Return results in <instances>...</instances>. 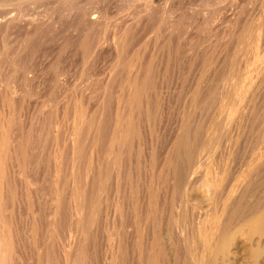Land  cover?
Returning a JSON list of instances; mask_svg holds the SVG:
<instances>
[{"label": "bare ground", "instance_id": "bare-ground-1", "mask_svg": "<svg viewBox=\"0 0 264 264\" xmlns=\"http://www.w3.org/2000/svg\"><path fill=\"white\" fill-rule=\"evenodd\" d=\"M0 1H1L0 9H2L4 11L10 10V14H11V11L16 12V13L11 14V15L15 16V14H16L18 17L17 18L15 17L16 18L15 21H17L19 23L22 21L21 17L25 16L26 10H29L30 8H32L30 10V12L35 11L33 9L37 10V8L39 6L41 8V4H42V7L45 10V12L49 9L50 6L52 9L57 7V9L53 10L54 12L56 10H59V11L61 10L60 15L59 14H58L59 16L56 15L61 20H63L64 18L65 19L68 18L67 15L69 17H75L74 16L75 13L73 16H71L73 14L72 12L75 11L77 18L79 15H81L84 19L82 22L79 21L80 24L79 23L78 24L81 25L82 27H80L81 29L77 28L80 31H78V33L75 35L74 40L71 43H67L68 42L67 37L69 35L68 29L71 27H69V26L66 27L67 25H63L65 28H67V31H65V30L64 31L68 33L67 37L65 36L66 39L64 38L65 43L63 41L64 39L62 40L64 43L63 46L60 47L61 45L58 43V45H60L59 49L61 50V53L59 52V54H60L59 56H60V58H63V62L65 64L69 63L71 61L70 58L72 56V53L74 51H76L77 46H79V49L81 51L79 49L78 50L81 53L77 55V57L75 59L76 62H78V61L81 62L80 60L83 59L84 62L87 61L88 64L89 63L94 64L95 62L100 60L101 56L104 57L106 55V57L109 59H111L114 56L115 57L114 59L117 60L116 65L119 69L118 70L116 68L119 71V75L118 74L115 76L110 75L104 81L100 80V83H98V85L100 84V85H103V87H104V91L102 90L103 93H101L99 95L96 94L98 97L97 98L95 97L97 99V101L101 100V101H99V105L97 104L98 107L96 106L97 108L95 109L96 116H98V117L100 116V117L98 119V117L96 118V117H94L95 116L94 115L93 116L94 119L91 121L92 123L90 122L91 124L89 125V128L87 126L85 129H84V124L83 123L80 124V122L79 123L73 122L74 123L73 126H71V125L68 126V124L65 123L66 122L65 118H63L62 116L61 117L59 116V114H58L59 109L63 108V106L65 105L62 102L59 105H57L58 106L57 109L54 107L56 110L51 109V111L49 110L48 113H44V111H46V110L42 109V106L44 104L39 106V107H41V108H39L37 102H32L33 100L30 101V99H29L28 103L26 101L27 105L25 104L26 108L24 110L23 109L24 104L22 103V100H23L22 97H21L22 99L21 98L19 99L20 100L19 103L16 100L17 99L16 97H12V96L10 97L9 96L10 98L8 97V99H6L5 97L1 98V99H3V101H4L3 103L5 105L2 108V110H0V264H26L28 259L26 261L24 260L25 262L23 261V259L25 257H27L25 247H29V246H27L28 243H27V245L25 244L26 241H23L21 234H20L21 230L19 229L20 226H24V225H19V224H20L21 219L26 214L29 215L28 217H30V219L32 220V223H33V224L30 223V226L32 228V230H31L32 236H31V234H29V235L32 238L33 237L36 238V233H37V235H39L41 237V244L43 243V245H44V248L42 247L43 249L38 253V259H36V260H39L37 262H39L40 264H56L55 263V261H56L55 260V256H56L55 255V253H56L55 252L56 251L55 250V246H56L55 244H58L57 241H59L60 245H62L61 246L62 249H60V251L64 253V254L62 253V255L66 256V253H67L66 250L67 249L65 247V244H63V242L70 240V243H71V241H72V239H66V238H68V237H66V234L68 233L70 228H73V227L79 228L80 225H81V227H85V226H83L85 219L87 220V224H88V222H92V221L95 222L94 226L91 224V226H93L92 228L90 226H88L91 228L88 231V233H85V231H84V234L86 235L85 238H87V242H86L87 243L86 244L87 245V249H86L87 251L85 252L86 254L81 251L82 253L85 254V256L84 257L82 256L81 259L79 258L76 260L77 255H76V257L74 256L73 258H75L76 261L71 259L70 262L74 261V263H71V264H165L164 261H162V259H164L163 256L165 255V250L167 248L171 249L173 251V254L171 253V255L173 257H175L176 260L181 257V256L180 257L178 256L180 252L184 251L186 253L187 256L184 258L188 259V261H183V262L181 261L182 264H264V145H262V147H259L258 149L254 148V153L253 154L251 153L252 155L250 154L252 157L251 156L249 157L248 156L249 154L247 155L249 157V160H246L247 156L245 154H243V155H245L244 160L243 159L240 160L241 157H239L238 154H237V156L239 158L238 157L237 158L232 157V154H233L231 152L232 150H229V148H228V146H230L231 143H234L233 140L240 141L239 137H240V135H242V129L244 130V127H245V124H243V121H244V118L248 114L247 113V110H248L247 105L250 103L249 101L251 99L256 100L257 98L260 99V98L264 97V88H262V85H261L262 83H264L263 82L264 81V0H258V1L257 0L256 1L255 0H137L135 2L138 3V1H141V3L139 6H138L139 3L138 4L136 3L137 6L133 10L134 14L131 13L132 14L131 16H133V15L137 16L138 15V16H140L139 20L134 24H130V23H128V20H127L128 18L126 17L127 19L123 21L124 26L122 25L124 28L120 32H118V30L122 27V26L121 27L119 26L120 28L117 30L119 35H118V33H114V34L119 36V37L117 36V38H119L118 39L119 41L115 42V39H113L115 42L116 48H112L111 47L112 44L110 47L109 46L106 47V45H104V42L103 43L100 42V44L101 43L102 44H101V47L99 48V50L97 52L95 51L96 48L94 49V46L96 45V43L98 42L99 39L96 41L97 38L95 39L96 36L94 35V33L91 36L90 40L82 41L79 43V41L81 40V37L83 35V31L85 32L86 25L88 27L89 24H92L91 26H93V24H94L95 25L94 29H96V25L98 26V24H101V22L98 19H96L97 17H95V16L91 17L90 16L91 10L89 8L91 6L90 7L88 6L89 8L88 7L86 8V5H84V2H88L91 5L95 4L96 8L98 6V8H103V10L106 9L104 7H107V10H108V7H111V8L115 7L116 9L118 8L117 11L119 10L120 12H122L128 5H132L131 4L132 2H129L132 0H17L19 3L13 4V5H11V4L7 5V2L5 3L4 0H0ZM8 1H10V0H8ZM126 1L129 2L130 4L129 3L127 4ZM253 1H255V3L261 2L258 4H260V10H262V14H263L262 17H260L261 19L257 18V19H259L258 22L256 21L257 19L255 20L257 22V25L259 27H261V29H259V31H261V32L259 33L260 41H259L258 47H256L257 49H255V47L251 45V47H254V50H253V48H251L249 45V47L252 49V50H250L249 47L245 45L248 48V50L246 49V52L248 51L247 52L248 57L251 59L253 57L255 63L252 64L251 66H249L247 70H245L247 68L246 64H245V67H246L245 69H244V66H241V65L244 64V62H245L244 59L247 60L248 58H243V62H240L241 63L240 66L243 68H241V67L240 68L244 69L247 72V73L241 72L243 74L244 73L246 74V75L244 74L245 77L243 75L244 78L241 79V77H240L241 80L238 79L239 81H237L236 79L238 77L235 79L234 76L231 75L230 78L233 77L237 82L232 84L231 81H228L229 79L228 80L226 79L228 82H231V84H232V85H229V88L227 87V85H228V82H227L226 83L227 85L224 84L225 87L223 90H221L222 92L219 91L220 92L219 93L218 91H216L215 88L213 89L219 93V94L217 93L218 95L214 96V97H216L215 98L216 102L215 101H213V102L214 103L218 102L221 106H220V111L217 110V113H218V111L220 112L217 114V116L220 114L218 116L219 121L215 120V122H212L210 120L211 113H213L212 112L213 110L211 109V107H213L212 105H214V107L218 109V106L216 107V105L212 104L213 103L212 102L211 107H209V104H208L206 107H201L203 109H201L199 112V109H200L199 108V102L200 103H201V101H203V103L206 102V101H204L205 98L202 96L206 93H209L208 92V87H210L209 83L211 81H214L215 79H217L219 77L222 79L221 76L225 75L224 74L225 71L223 72V70L221 68L216 69V67L214 66V68L212 69V67L210 66L211 61H212V63L215 61V64L217 62L216 61L217 59L215 60V58H217V57H215V55L216 56H219V55H217L215 53V51L216 52H222V50L219 51L220 46L218 47L219 49L217 48L218 50L216 49V46L214 48L213 45H215V44L212 43L213 48L211 47V49L212 50L214 49V50L213 51L211 50V52H210L211 54L208 55L209 57L207 56V60L208 61L210 60V63H209L210 65L206 64L207 66H210L212 70L209 69L210 67L209 68L206 67L208 70H211V72H209L207 70L210 74H208V77L206 76L207 77L206 80H204L205 77H200V75H199L200 73L198 74L199 70L204 69V68H201V69L197 68V67H199V63H198L199 57L197 58L196 55L198 56L199 53L196 55L193 54L196 57V58L195 57L194 58L197 59L196 60L197 62L191 58L194 61H191L192 65L189 64V67L190 66L196 67V72L194 73L193 76H190L191 69L189 67H187L190 69V73L188 76L189 78H187L186 80L183 79L188 74V73L187 74L185 73V67H184L185 64L184 63L186 61H188L189 59L185 60V62L183 63V67H181L182 66L181 60L184 57L187 58L186 56H193V55H189V51L193 52V49L191 48V46H192V42L194 40L191 42L189 40V38L191 37V38L196 39L198 36V33H201V36H203V34H206V33H202L203 29H205V28L207 29V27H210L209 29H211L209 31L210 33L208 32L210 34V36H209V34L205 35V36H209L208 37L209 38L208 43L213 42L212 39L216 38L217 33L222 29L221 26L223 24H224V26H226L227 24L229 25L231 22L234 23L233 28L231 30H229L230 34L233 32V29H239V28H236V26H240L241 22L245 20L244 14L246 11L244 12V10L246 8H248V5L250 3H252ZM52 2H54L57 5L52 6V4H50ZM123 2H125L127 5H124ZM121 3L123 5H121ZM195 4H196V6H197V4L200 6V7L198 6V8L208 7V9L211 10L210 7H213L216 9L215 10L213 9L214 11L211 10L212 14H210V12H208L209 10L207 8H205V9H207V11L203 8H202V11H200L196 8L195 10L198 11L197 13L190 15L189 14L190 12H189L188 14L190 16L187 14L186 17H184L185 15H183L184 12H183V14L179 13L182 10H185V7H187L189 5L195 6ZM134 5H133V7H134ZM241 6H243V7H241ZM35 7H37V8H35ZM240 7L242 9L241 10L242 14H239L237 16H232L237 11H238V13H240L239 9H237ZM93 8H94V6H93ZM130 9H131V6H130ZM234 9L237 11L235 12ZM189 10H190V8H189ZM193 10H194V8L191 11L193 12ZM203 10H205V11H203ZM227 10H231V12H232V10H234L235 13L234 12L230 13L232 15H231V18L229 17V20H228V18H225L224 20H222V21H226V19H227L228 20L227 24L224 22L222 24V21H221L222 14L225 13V11H227ZM260 10H259V13H261ZM131 11H132V9H131ZM3 12H2V14H0V16L3 15ZM247 12H248V10H247ZM55 13L53 15H55ZM70 13H72V14L69 15ZM106 13H107V11H106ZM180 14H182V15H180ZM228 14H229V11H228ZM247 15H249V14H247ZM125 16H127V15H125ZM226 16H229V15H225V17ZM251 16H252V14H251ZM223 17H224V15H223ZM248 18H249V16H248ZM53 19H54V17H53ZM133 19H135V17L131 19V22ZM252 19L254 21V18H252ZM252 19H251V21H252ZM80 20H81V18H80ZM246 21H247V19H246ZM248 21H250V20H248ZM248 21L247 22L244 21L245 24H242V25H244V27H246L245 25H247V24H248V26L252 25V22L250 21L249 22L250 24H249ZM47 22H46L47 25L46 24L45 25L48 28V25H50V24H48L49 22L48 23ZM52 22L53 21H51V23ZM60 22L61 21H58V23H55V24L52 23L54 26L52 25L53 28L51 29V27H50V31H48V32L43 33V31H45V30H43V28H41V26L46 27L45 25H43L45 22L43 24L40 22L42 25H40V23H38L39 27L36 25L37 27L35 29H31V27H32L31 26L28 30L25 31L26 35L29 36L31 34L32 37H34V38L36 37V40H37V37L40 35L39 34L40 29L43 30V31H41V42H40V38L38 40V42H40L39 44L36 41L37 42V45H36V42H35V51L37 52V49H38L37 53L41 54L43 52H46L45 54H47L48 51H46V49H48V46H50L49 44H51L49 41H51L53 39V37L55 39V36H57L59 33V28H60V33L62 32L60 26L63 22H61V23ZM71 22L68 21V23H70V24H71ZM3 23H5V22H3ZM217 23H218V26L215 27L214 25H217ZM9 24L10 23H8V26H9ZM11 24H12V22H11ZM26 24L27 23H25V25ZM74 24H75V22H74ZM18 25L19 24L16 25L15 30H17V28L20 29V26H18ZM22 25L24 26V24H22ZM103 25L104 24L102 23V26ZM117 25H119L118 22H117ZM228 25L226 26L227 31H228V29L231 28V27L229 28L230 25L229 26ZM213 26L215 27V29L213 28ZM248 26H247V28H245L246 32L249 28ZM252 26H253L252 30H254V25H252ZM258 26L256 28H259ZM76 27H77V25H76ZM76 27H75V29H76ZM84 27H85V29H84ZM98 27H100V25ZM102 28H104V26L101 27V30H102ZM112 28L113 27H111V29ZM240 28L243 29V26H241ZM7 29H6V31H9ZM9 29H11V28H9ZM94 29L92 30V32L94 31ZM115 29H117V27ZM154 29H155V31L153 32ZM101 30L98 29L96 31L98 32ZM214 30H215V32L213 33ZM226 30H224V31H226ZM64 31L62 33H64ZM70 31H71V29H70ZM151 31L154 33V36H152V37H154L153 47L151 49H153V50L157 49V54H158V50H159V52H161V54L157 55L158 57L156 55H154V57L156 56L155 61H154V59H152L151 61H149V60L145 61L144 56L146 53H143L144 56L142 54H139L140 52L137 53L138 48H137L136 53H135L137 55L134 57L136 64H132L130 60L129 61L127 60L128 62L124 61V58H128L127 56L130 55L129 54V49H130L129 47L135 46L134 44L138 43L141 40L139 37V34H138V39L136 38V36H137L136 34L139 32L140 33L142 32L143 34L144 33L150 34ZM242 31H244V30H242ZM255 31L256 30H254L253 32L255 33ZM259 31H257V33ZM12 32H13V30H12ZM114 32H116V31H114ZM246 32H244V33H246ZM249 32H250V30H249ZM86 33H85V35H86ZM98 33H96V34H98ZM12 34H10V35H12ZM15 34L17 35V33H15ZM15 34H13V35H15ZM72 34H74V33H72ZM111 34H110V36H111ZM196 34H197V36L192 37V35H196ZM240 34H242V32ZM240 34H238V35L240 36ZM26 35H25V38H26ZM64 35H65V33H64ZM246 35H247V33H246ZM249 35H250V37L252 36L251 34H249ZM6 36H7V34H6ZM23 36H24V34H23ZM97 36H99V35H97ZM141 36H143V35H141ZM231 36H233V35H230V37ZM235 36H236V34H235ZM92 37H93V39H92ZM250 37H248V38H250ZM252 37L250 39H252ZM102 38H103V36H102ZM133 38H136V39H133ZM208 38H206V39L204 38L205 41ZM11 39H12V37H11ZM29 39H27V40H29ZM82 39H84V38L82 37ZM144 39H146V38H144ZM233 39H234V37H233ZM245 39H243V41ZM257 39L259 40L258 37H257ZM69 40H70V38H69ZM230 40H232V38ZM235 40L237 41V38ZM22 41H23V39H22ZM32 41H34V40H32ZM59 41H60V39H59ZM149 41H151V40H149ZM205 41L203 40V42H205ZM251 41H249V43ZM48 42H49V44H48ZM55 42H57V41H55ZM233 42L231 41V44ZM245 42H246V40H245ZM253 42L251 44H253ZM29 43L32 44V42H30V41H29ZM126 43H128V45H126ZM196 43L197 42L195 41V44ZM205 43H203V44H205ZM234 43H233V46H234ZM24 44L25 43L23 41V45ZM33 44H34V42H33ZM108 44H110V43H108ZM197 44H199V43H197ZM228 44L230 45V42ZM26 45H27V42H26ZM52 45L50 47H52ZM255 45H256V42H255ZM31 46H33V45H31ZM21 47H26V48H23V51H24L23 55L24 56L27 55L28 54L27 53L28 52V48H27L28 46H21ZM21 47H20V49L22 50ZM54 47L55 48L57 47L56 43L52 49H55ZM95 47H97V46H95ZM113 47H114V45H113ZM207 47L208 46H206L205 48H207ZM230 47H232V45H230ZM237 47H239V46L237 45ZM88 48L90 49V51H91V49H94V51L89 53L90 51L88 52V50H89ZM160 48H161V51H160ZM239 48H242V47L240 46ZM194 49H197V47L195 48V46H194ZM227 49H228V46H227ZM227 49H225V51ZM21 50L19 51V53L21 52ZM29 50H31V48ZM33 51H34V48H33ZM140 51H141V49H140ZM142 51H144V50H142ZM196 51L194 50V52H196ZM55 52L56 51H54L53 54ZM244 52H243V50H242V52H240V53H242V54H240L242 57H243ZM154 54H156V53H154ZM166 54H167L166 58L168 57L167 60H169L170 58L172 60H174L173 61L174 66L171 64L172 63L171 59H170L171 60V63H170L171 66L168 65L169 67H172L171 71L169 70L168 66L165 64L166 61H164ZM223 54H224V52H223ZM225 54H226L225 60H227L229 57L228 54H230V53H225ZM31 55H32V53H31ZM31 55H30V57H31ZM199 55H201V54H199ZM206 55L207 54H204L205 57H206ZM244 55H245V53H244ZM50 56H51V53H50ZM148 56L152 57L153 53H152V55H148ZM148 56H146L147 59L150 58ZM220 56H222V55H220ZM90 57H93V58L90 60ZM205 57H203V58H205ZM21 58H23V57H21ZM72 58L74 61V57H72ZM222 58H221V60H222ZM28 59L29 58H27V60ZM104 59H102V60H104ZM128 59H130V58H128ZM207 60H206V62H207ZM221 60H219V62ZM248 60H250V59H248ZM21 61H23V60H21ZM123 61L126 63H124ZM135 61H134V63H135ZM250 61H249V63L247 62V65L252 63ZM15 62L13 61V62H9V63H15ZM129 62L134 66H131ZM188 62H187V64H188ZM220 63H219V65H220ZM222 63H224V62H222ZM240 63H238V64H240ZM65 64H63V66ZM167 64H168V61H167ZM215 64H213V65H215ZM24 65H26V63ZM219 65H218V67H219ZM225 65H227V63ZM18 67H20V66H17V68ZM21 67H23V66L21 65ZM236 67H237V69H235V68L234 69L236 71L237 70L239 71L238 66H236ZM17 68H15V69L17 70ZM225 68H227V67H225ZM0 70H2V69H0ZM12 70H14V67L12 68ZM226 70H229V69H226ZM232 70L233 69H231V71ZM187 71H189V70L187 69ZM207 71H206V74L208 73ZM126 72H128V74ZM203 72H201V74ZM237 72H236V74H237ZM109 73L112 74L111 72H109ZM125 73L127 74V76H124V77H126L127 83L123 84L122 87H119V84H121V82H123V78H124L123 75H126ZM241 73H239V74H241ZM105 75H107V74H105ZM170 75L172 76L171 78H174V79L175 78H177L178 80L183 79L181 81V85L183 84L184 86H188V87L194 86V90L192 91L193 95H191V98L189 99L188 111L186 110L188 112L187 115L185 114L186 113L185 110L183 111L184 114H182L183 112L181 113L180 109H178V108L175 110L171 109L172 96L170 94L169 87H170V82L172 81V79L169 81ZM225 78H227V77H225ZM225 78L223 76V79H225ZM234 79H232V80H234ZM101 81H103L102 84H101ZM219 81L222 82L223 80H219ZM220 84L222 87L223 83H220ZM211 85H212V83H211ZM96 86L97 85H95V88H96ZM212 86L213 87L214 86L220 87V85H217V83L215 85H212ZM219 87L217 90H219ZM44 88H43V90H44ZM62 89H64V88H61V84H60V88L55 87L50 91V93H48L47 91L46 92L52 96L55 91L56 92L58 91L60 94L62 92L61 91ZM211 89L212 88H210V90H209L210 92H211ZM11 92H12V90H11ZM11 92H10V94L13 95V93H11ZM122 93L126 94V96L124 95L125 100L122 97ZM48 94H45V96L46 95L50 96ZM213 94H214V92H213ZM91 95L89 97L88 89L86 91L81 92L83 104L79 100L77 102H80L81 106L84 105L85 109L82 110L81 108H83V107H80L81 112L77 111L80 113V115L78 113L79 118H77V119L84 120V118L89 116L90 110H92L93 114H94V110L92 107L95 106L96 104L95 103H93L94 105L91 104L92 103V101H90ZM54 96H56V94ZM61 96H63V95H61ZM204 96L207 97L206 95H204ZM56 97L58 98V96H56ZM201 97L204 98V100L202 99L200 101ZM210 97H212V96L210 95ZM45 98L48 99V97H45ZM51 98L53 99V97H51ZM47 99H45V100L47 101ZM263 99H261V100L264 101ZM42 100H44V99H42ZM49 100L51 102L55 101V100H51V99H49ZM49 100H48V102H49ZM206 100H207V98H206ZM67 101H68V99H67ZM97 101H96V103H97ZM254 102L255 101H253V103ZM259 103H261L260 105H262L263 102L260 101ZM40 104H42V103L40 102ZM61 104H62V106H60ZM256 104L258 105V103H256ZM45 105H47V104H45ZM257 105H255V106H257ZM17 106H20V107L17 108ZM200 106H204V105H200ZM249 108H250V105H249ZM252 108L254 110V107H252ZM257 109H258L257 112L260 114V111H259L260 108H257ZM261 110L263 111V109H261ZM193 112H194V114L191 115ZM255 113H256V111H255ZM249 114H251V113H249ZM90 115H91V113H90ZM214 115H216V114H214ZM254 115L255 114L253 113V116ZM93 117H91V118H93ZM248 117H249V115H248ZM248 117H246V118H248ZM255 117L257 118L256 115H255ZM95 118L97 120H100L99 124H95L96 123ZM251 118L252 117L250 116L249 119H251ZM213 119H214V117H213ZM245 122H246V119H245ZM178 123H180L179 139L177 138V141H176L177 144L175 142H173L176 146H174L173 144L171 145L172 147L174 146V148L176 147L177 149L174 153H173L174 150L172 151L171 156L167 154L169 157L165 154L168 157V160L170 159L169 161L170 162L172 161V164L169 162L170 163L169 169H168V167H166V170L168 169V172H166L167 173V181H166L167 184H165V186H163L162 185L163 184L162 183L163 178L161 176H159V175H161L162 172L160 174L158 173L159 175H157V171L159 172L160 170L157 169V163L158 162L156 163L155 158L156 157L162 158L165 147L167 148V146L169 145V143H168V141L170 139L169 137H171L172 132ZM223 124H225V126H226V128H224L223 131H224V134L226 136V137L225 136L224 137L227 140L225 142V145H222V144L219 145L220 149L218 150V149H216L218 146V142L216 140L221 135L218 133V129ZM243 125H244V127H243ZM250 125H252V123ZM251 129H252V127H251ZM248 130L245 129L244 131H248ZM45 131L47 134L46 138H51V139H56V140L58 139L59 141L63 142V144H64V146L61 147L62 149L64 147V150L62 153H58L59 155L57 154V156H55V153H53L54 157L48 156V160H46V162L48 163V166L50 164V169L48 171L50 174L49 178L52 177L50 179L51 183L49 185H47V186H49V189L46 191L42 188L44 186L41 185L42 176L40 179V177H39L40 175L38 174L39 170L37 171L38 163H40V161L43 160L44 154H46V151H47L46 150L47 146L50 145V144L45 145V143H47V141L46 140L43 141L45 138L42 139V134L45 133ZM220 131H222V129ZM253 131L254 130H252V132ZM244 133L247 134V132H244ZM68 134H71L75 137V139H74L72 136L74 141L75 140L76 141L75 142L73 141L74 142L73 143L71 140L70 142L73 143V145H74L73 148H75L77 150H79L80 147L81 148L83 147L82 149H85L86 143H84V142H86V139L84 140V138H87V140L89 139L88 142L95 145L94 149L90 148V149H93V151H95V155L92 154V156H94V157L90 158V159H92L93 163L90 165L91 166V168H89L90 172L88 174L86 173L88 175L87 176L88 178L85 180V182L83 183L84 185L82 186V188L85 186L84 192H82V193L80 192L82 188L79 189V188H76L74 185L72 186V187H75L77 189L76 192L74 193V195L71 192V194L73 195L72 197L75 200V201H73V202H75L73 205H71L72 201H69V200H71L70 199L71 197L68 198L69 195L68 196L64 195L61 192V191L64 192V188H63L64 186L63 187H60V186L64 184V180H65L64 177L66 175L67 168L71 164L74 167V168L72 167V169L74 171V173L72 172L74 178L77 177L76 175H78V171L80 170L79 169L78 171H76V167L81 168V166L83 167L84 165H82V162H81V164H79V163L77 164V162H79L80 160L77 161L78 159L77 160L75 159L76 158L75 155H74L75 158H72L73 160H71V157H70L71 154L70 153H72V152L70 150H72L71 149L72 146H71V143L66 142V139L68 138L66 136ZM204 134H206L207 138L204 137ZM235 135H237L236 137L238 139L235 137ZM252 135L254 136V134H252ZM43 136H44V134H43ZM253 136H251V137L253 138ZM256 136L257 135H255V137ZM255 137H254V140H255ZM244 138L249 140V137L248 138L244 137ZM257 139H258V141H260V140L264 141L263 140L264 139V132L261 134L259 133ZM170 141H172V140H170ZM88 142H87V144H88ZM108 142L110 143L109 147L107 146ZM237 143H236V146H234L236 148L238 147ZM246 143H248V142L246 141ZM259 143L260 142H258V144ZM256 145H253L252 147H255ZM53 146L51 145V147H53ZM171 146H170V148H171ZM181 147H183V148H181ZM234 147H232V148H234ZM239 147H240V142H239ZM241 147H242V144H241ZM252 147H250V149H253ZM170 148H168V150L166 152H169L170 150H172ZM232 148H230V149H232ZM238 148H237V150H238ZM242 149H243V147H242ZM244 149H245V147H244ZM248 149H249V147H248ZM255 149H257V151H255ZM182 150H183V153H182ZM107 152H108V155H106ZM241 152H243V151H240L238 153H241ZM50 153L52 154V152H50ZM89 153L87 154L88 156H89ZM235 157H236V155H235ZM158 160L160 162V159H158ZM162 160H164V159H162ZM166 160L167 159L165 158V161ZM198 160H200L202 162V168L203 169L201 168V166H199L202 169L200 171L198 170L199 168L197 167V165H196V167L198 168L197 169L198 171L192 167V165H194V164H192V162L195 161V163L197 164ZM201 162H200V164H201ZM166 164L167 163H165V165ZM40 165H41V163H40ZM158 165H159V163H158ZM165 165H164V168H165ZM160 166H162V165L160 164ZM103 167H104L105 173L108 174V176H109V178H108L109 180H108L107 184H105V186L103 184H101V186L103 185L102 187L99 185L101 188L99 190L100 192H99L98 198L96 199L95 198V197H97L96 193H98L97 192L98 189L96 191V188H98V187H95L96 177L93 173L98 172V170H96L97 168L101 169L100 171L102 172ZM164 168H163V170H164ZM41 170H42V167H41ZM46 170L47 169L45 168V171ZM81 170L79 172H81ZM161 171H162V169H161ZM76 172H77V174H76ZM164 172H165V170H164ZM105 173H103V174H105ZM16 175H19V178H20L19 182L17 181L18 178L15 179ZM43 175H44V173H43ZM100 175H101V173H100ZM100 175L98 176V179H100ZM43 177H45V176H43ZM104 177L102 176V178H104ZM46 179H48V177ZM105 179L107 181V177ZM119 179H120V181H119L120 183L118 181L116 182V180H119ZM77 180H75V181H77ZM75 181H74V183H75ZM114 181L116 182V184L117 183L119 184L117 189L115 188L116 190H114V186H113L115 184ZM100 182H99V184H100ZM104 182H105V180H104ZM16 183H19L20 189H18V190H20L19 191L20 193H17L18 190L16 189V187L18 185ZM80 184H81V182L79 183V185ZM106 185L107 186L109 185L108 191H109V194H111V195L108 196L109 195L108 194L105 197L104 193L106 191ZM127 186H129V187L127 188ZM178 186H180V188H181L180 192L182 193V201L181 200L180 201L182 202L183 208H181V210L185 209V211H186L188 203L190 205V202H191L190 200L195 201L194 204H197L196 202H198V203L201 202V205H202L204 202L206 204V207H205V209L202 208L203 211H202V209H200L201 211L199 210L198 215H196L197 213H195V215H196L194 218L195 221L191 220L192 224L191 225L189 224L190 226L188 225V227H186V228H189V230L188 229L186 230L183 228V230H181V231L185 230L186 233H185V231L182 233L179 232L180 236H177L179 238L176 239L173 232H174V228H177V224L175 222L177 217L175 216L176 218H175L174 222H172L168 218L170 220V222L166 225L165 223L156 222V220L154 219V213L158 210L161 202H163L165 204L167 199L170 198V197L168 198L169 193H171L170 190L177 188V191H178V189H179ZM60 188H62L63 190L61 189V191H60ZM70 188H71V184H70ZM41 189H43V190H41ZM69 191H72V190H69ZM95 191H96V193H95ZM173 192L175 193L174 190H173ZM67 193H69L68 190H67ZM105 194H107V193H105ZM178 194H180V193H178ZM170 195H172V194H170ZM176 195H177V193H176ZM176 195H175V197H176ZM172 199L173 198L171 197V201H170V199H169V201L173 204V202H175V201H174V199L172 201ZM178 199H179V197H178ZM177 203H179V202L177 201ZM191 203L193 204V202H191ZM172 204H170V205H172ZM179 204H181V203H179ZM179 204H177V206ZM174 205H175V203H174ZM199 205L200 204H198V208L200 207ZM170 208H171V211H172V209H174L172 206ZM179 209H180V207H179ZM190 209L191 208H189V210ZM194 209H195L194 210V212H195L197 207H194ZM192 210H193V207H192ZM176 211H178V210H176ZM191 211H190V213H191ZM109 212H110V214H109ZM107 213L109 214V216L112 213L111 218H112L113 227H112L111 233H109V235H108V237H109L108 243L110 241V244L108 246L110 248L105 251V249L103 248L105 233H103L102 229H100V228H102L100 226V219L102 220L103 216L108 217ZM178 213H180V211ZM163 214H164V212H163ZM42 215H44V216L48 215L50 217V220H51V222L48 221L49 223H51L50 226L52 225L51 229L48 228V229H50V231H48L46 233L42 232L43 229H41V227L38 226L39 222L37 223V221L42 220V217H41ZM193 215H194V213H193ZM48 216H47V219H48ZM161 217H162V215H161ZM186 217H188V216H186ZM189 217H190V215H189ZM179 218H183V217H178V219ZM30 219L28 218V220H29L28 222H31ZM188 219H190V218H188ZM22 220H24V219H22ZM43 220H44V218H43ZM124 220H126L129 223H132L130 225V226H132V228H127V230L124 231L126 228L124 226V223L122 226H124L125 228L124 229H123V227L119 228L121 223H120V225H117V224H119V222H124ZM183 220L185 222L186 218ZM183 220L181 222H183ZM25 221H27V219H25ZM102 222L103 221H101V223ZM27 223H26V225H27ZM39 224H40V226L43 225L41 223H39ZM102 224H105V223H102ZM125 225H126V223H125ZM48 226H49V224H48ZM117 226H119V227H117ZM127 226L130 227L129 225H127ZM33 228H35V229H33ZM181 228H182V226L180 227V229ZM79 230H80V228H79ZM82 230H83V228H82ZM21 233H22V231H21ZM69 233H70V231H69ZM134 233H135V235H134ZM183 233H185V234H183ZM74 235H75V233H74ZM32 238H29V240L30 239L33 240ZM77 238L79 240V237H77ZM132 238H134V240H135L134 242L132 241L133 243H131V244H133V245H131V247L133 246V248H131L129 246V248L132 249V253H130L131 255L125 254V253H127L126 252V250H127L126 244H130ZM27 239H28V237L26 238V240ZM84 239H82V240L85 241ZM75 240H77V239L75 238ZM75 240H74V242H75ZM98 240H99V242H98ZM34 241H35V243L37 242L36 239ZM80 242H79V244H80ZM36 244H38V243H36ZM66 244H67V242H66ZM81 245H82V243H81ZM66 246L68 247V245H66ZM30 247H29V250L27 248L29 253H31V251L33 250V248H32V250H30L31 249ZM36 247H38V246H35V249H36ZM78 247H79V245H78ZM78 247H76L77 251H78ZM82 247L80 249H82ZM40 248L41 247H39L38 249L40 250ZM57 248H58V245H57ZM70 248H71V246H70ZM70 248H69V250H70ZM168 251L169 250H167V252ZM70 252H71V250H70ZM78 253H80V252L78 251ZM57 254H58V252H57ZM27 255H29V254H27ZM60 255H61V253H60ZM60 255H58V256H60ZM168 255H169V253H168ZM30 256H31V254H30ZM78 256H81V255H78ZM165 256H167V255H165ZM68 257L66 256V258H65L66 261L64 260L66 262V264L69 263ZM71 257H72V255H71ZM82 258H83V260H82ZM166 258H168V256ZM170 259H172V258H170ZM165 261H166V259H165ZM167 261H168V259H167ZM169 262H170V260L167 263H169ZM62 264H64L63 261H62Z\"/></svg>", "mask_w": 264, "mask_h": 264}, {"label": "rangeland", "instance_id": "rangeland-1", "mask_svg": "<svg viewBox=\"0 0 264 264\" xmlns=\"http://www.w3.org/2000/svg\"><path fill=\"white\" fill-rule=\"evenodd\" d=\"M5 1V3L7 2V5L9 4H11V5H13V4H17V3H19L17 0H10V1H8V0H4ZM14 1V2H13ZM134 1V2H133ZM135 1H137V0H132V1H129V2H132L131 4L132 5H128L122 12H120L119 10L117 11V9L115 8V7H113V8H111V7H108V10H107V7H104V8H106L105 10L107 11V13H106V11L105 10H103V8H98V6H97V8L95 7L96 5L95 4H93V5H91L90 3H88V2H84V5H86V8L89 6H91L89 9L91 10L90 12H91V14H90V16L92 17V16H95V17H97L96 19H98L100 22H101V24H98V26L100 25V27H98L97 25H96V29H94L95 28V25L93 24V26H91L92 24H89L88 25V27H87V25H86V29H85V27H84V29H85V32L83 31V35H82V37L84 38V39H82V37H81V40L79 41V43L80 42H82V41H88V40H90L91 39V36L93 35V33H94V35L96 36L95 37V39H96V41L98 40V42L96 43V45L95 46H97V47H95L94 46V49H95V51L97 52L98 50H99V48L101 47V44L104 42V45H106V47H110L111 46V44H112V48H116V45H115V42L116 41H119L118 39L119 38H117V36L119 35V33L118 32H120L124 27V23H123V21L124 20H126L127 18V20H128V23H130V24H134V23H136L138 20H139V17L140 16H131L132 14H134V9H135V7L137 6V4H138V6L140 5V3H141V1H138V3L137 2H135ZM256 1V0H255ZM255 1H253L252 3H250L249 5H248V8H246L245 10H244V12L246 11L247 12V10H248V12L246 13L245 12V22H247L248 20H250L251 21V19L252 18H254V21H253V19H252V25H254V30H256L255 31V33L253 32L254 30H252L253 28V26L252 25H249L248 26V24L247 25H245L246 27H244V25H242V24H245V22L244 21H242L241 22V24H240V26H236V28H239V29H233V32L230 34V31L229 30H231L232 28H233V25H234V23H230L229 25L227 24V21L229 20V17L231 18V15L232 14H230V13H232V12H234V10H232V12H231V10H227V11H225V13H223L222 14V17H221V21L222 20H224L225 18H228V20L226 19V21H222V24H223V22L224 23H226L228 26H229V28L230 29H228V31L226 30L227 28H226V26H224V24L221 26L222 27V29L217 33V36H216V38H213L212 39V41L213 42H210V43H208L209 42V36H210V30L211 29H209L210 27H207V29L205 28V29H203V31H202V33H206V34H209V36H205L206 34H203V36H201V33H198V36H197V34L196 35H192V37H194V36H197V38L196 39H194V38H189V40L192 42L193 40V42H192V46H191V48L193 49V52L191 51H189V55H196V54H201V55H199L198 54V56L196 55V57L199 59L198 61V63H199V67H197V68H199V69H201V68H204L202 71L201 70H199L198 71V74L200 75V77H205V79L204 80H206L207 79V77H208V74H210L209 72H211V70L214 68V66L216 67V69L218 68H221L222 70H223V72H224V74L225 75H223L224 76V78L225 77H227V78H225V79H223V76H221L222 77V79L219 77V78H217V79H215L214 81H211L209 84H210V87H208V92L210 93H206V94H204V95H206L207 97H205L204 95L202 96V97H204L205 98V100H204V98H202L201 97V99H200V101L203 99L204 101H210L209 103L207 102H204L203 103V101H201V103L199 102V112H200V110L201 109H203V108H201V107H206L208 104H209V107H211V103L213 102V101H215L216 99V97H214V96H216V95H218L220 92H222L221 90H223L224 89V87H225V85H227L226 83L228 82V81H231L232 82V84L233 83H235V82H237V81H239L238 79H240V77H241V79L242 78H244L245 77V75L243 74V73H241V72H246L245 70H247L248 69V67L249 66H251L252 64H254L255 63V61H254V59H253V57H252V59L251 58H249L248 57V55H247V52H246V49L248 50V48L246 47V46H248L249 47V45H250V47H251V45L252 46H254L255 47V49H257L256 47H258V45H259V41H260V35H259V33L261 32V31H259V29H261V27H259L258 25H257V22H258V20L259 19H261L260 17H262V10H260V4H258V3H261V2H256L255 3ZM258 1V0H257ZM129 2H127L126 1V3L128 4ZM0 3H1V1H0ZM87 3V4H86ZM125 2H123V4L124 5H127ZM137 3V4H136ZM46 4V3H45ZM50 4H52V6H56L57 4H55L54 2H52V3H50ZM122 3H121V5H123ZM130 4V3H129ZM135 4V5H134ZM133 5H134V7H133ZM93 6H94V8H93ZM130 6H131V9H132V11H131V9H130ZM198 4H197V6H196V4H195V6L194 5H189V6H187V7H185V10H182L181 12H179V13H182L183 14V12H184V14L183 15H185L184 17H186L187 16V14L189 13L190 15H192V14H195V13H197L198 11L197 10H195L196 8L198 9V10H200V11H202V8L203 9H205V8H207L208 9V7H201V8H198ZM259 6V7H258ZM133 7V8H132ZM192 7V8H191ZM200 7V6H199ZM241 7H243V6H241ZM241 7L240 8H237V9H239V12L240 13H238V11L237 10H235V14L234 15H232V16H237V15H239V14H242V9H241ZM35 8H37V7H35ZM187 8V9H186ZM189 8H190V10H189ZM194 8V10H193V12L191 11L192 9ZM211 8V10L212 11H214L216 8H213V7H210ZM32 8H30L29 10H26V14H25V16L24 17H21V20L23 21H21L20 23L19 22H17V21H15V19L18 17L16 14H15V16L14 15H11V14H14V13H16V12H14V11H11V14H10V10H6V11H4V10H2V9H0V14H2V12H3V15H1L0 16V69H2V70H0V110H2V108L4 107V101H3V99H1V98H3V97H5L6 99H8V97L10 96H12V97H16L17 99V101H18V103H19V99L22 97L23 98V100H22V103L24 104L23 105V109L25 110V108H26V105H27V103H28V100L30 99V101H32V102H37V104H38V107L39 106H41V105H43L42 106V109L43 110H46V111H44V113H48V111L50 110L51 111V109L52 110H56L57 109V105H59L61 102L62 103H64L65 105L63 106V108H61V109H59V111H58V114H59V116L61 117H63V118H65V120H66V124H68V126H73L74 125V123L75 122H80V124L81 123H83L84 124V129L88 126V128H89V125L92 123L91 121L94 119V117H98V116H96V114H95V109L98 107V105H99V101H101V100H98L97 101V95H99V94H101V93H103V91H104V87H103V85H98V83H100V80H105L107 77H109L110 75H119V69H118V67H117V65H116V63H117V60L116 59H114L115 57L113 56L111 59H109V58H107L106 57V55L103 57V56H101L100 57V60H98L97 62H95L94 64H92V63H89L88 64V62L86 61V62H84V60L82 61V60H80L81 62H76V57H77V55L78 54H80L81 52V50L79 49V46H77V49H76V51H74L73 53H72V56H71V58H70V62L69 63H64L63 62V58H60V54H59V52L61 53V50L59 49L60 47H62L63 46V44L65 43V39H66V37H67V32H65V31H67V28H65L63 25H67L66 27H71V28H69L68 29V32H69V35H68V37H67V43H71L73 40H74V38H75V35L78 33V31H80V30H78V29H81L80 27H82L81 25H79L80 23H79V21H83V17L81 16V15H77L78 16V18L80 17L81 18V20H80V18L78 19L77 17H76V12L75 11H73L72 13H70L69 15H71V16H73L74 15V13H75V17H69L68 15H67V17L68 18H64L63 20H61V19H59V15H60V11L59 10H56L55 12L53 11L54 9H57V7H55V8H51V6L49 7V9L45 12V10L43 9V7H42V4H41V8H40V6L37 8V10L36 9H33V10H35V11H31L30 12V10H31ZM39 9V10H38ZM41 9V10H40ZM52 9V10H51ZM95 9V10H94ZM207 9H205L206 11H207ZM214 9V10H213ZM189 10V11H188ZM205 10H203V11H205ZM209 11L208 12H210V14H212L211 12V10L210 9H208ZM259 10H260V12L261 13H259ZM51 11V12H50ZM58 11V12H57ZM188 11V12H187ZM196 11V12H195ZM228 11H229V14H228ZM7 12V13H6ZM55 13V15H53L54 13ZM186 12V13H185ZM29 13V14H28ZM132 13V14H131ZM178 13V14H179ZM227 13V14H226ZM259 13V14H258ZM6 14V15H5ZM33 14V15H32ZM45 14V15H44ZM59 14V15H58ZM93 14V15H92ZM182 14H180V15H182ZM188 14V15H189ZM247 14H249V15H247ZM251 14H252V16H251ZM261 14V15H260ZM8 15V16H7ZM12 17H11V16ZM29 15V16H28ZM38 15V16H37ZM56 15H58V16H56ZM125 15H127V16H125ZM189 15V16H190ZM223 15H224V17H223ZM225 15H229V16H226L225 17ZM256 17H254V16ZM257 15V16H256ZM5 16V17H4ZM248 16H249V18H248ZM14 17V18H13ZM16 17V18H15ZM46 17V18H45ZM53 17H54V19H53ZM56 17V18H55ZM99 17V18H98ZM127 17V18H126ZM135 17V19H133L132 20V22H131V19L132 18H134ZM6 18V19H5ZM70 18V19H69ZM116 18V19H115ZM137 18V19H136ZM251 18V19H250ZM257 18H259V19H257ZM13 19V20H12ZM52 19V20H51ZM59 19V20H58ZM68 19V20H67ZM246 19H247V21H246ZM257 19V20H256ZM29 20V21H28ZM45 20V21H44ZM67 22H66V21ZM257 22H256V21ZM16 23H15V22ZM27 21V22H26ZM49 23H48V22ZM51 21H53L52 23H58V21H61V22H63L62 24H61V31L63 32L64 30V33H65V35H64V33H60V28H59V33H58V35L57 36H55V39H54V37H53V39L51 40V41H49L51 44H49V42H48V44L51 46L52 44V47H50V46H48V49L50 50H48V49H46V51H48L47 52V54H45L46 52H43V53H41V54H39V53H37L38 52V49H37V52L35 51V42L37 41L38 42V40H39V38H40V42H41V31H43V30H45V31H43V33L44 32H48V31H50V27H51V29L53 28V24L51 23ZM68 21L69 22H71V24L70 23H68ZM103 21V22H102ZM250 21H248V23L250 22ZM3 22H5V23H3ZM11 22H12V24H11ZM30 22V23H29ZM44 23L43 25H45L46 24V22L48 23V24H50V25H48V28H47V24L45 25L46 27H43V26H41V28H43V30H41L40 29V37L38 36L37 37V40H36V37L34 38V37H32V35L30 34L29 36L28 35H26L25 33V31L26 30H28L31 26L33 27L34 25V27L32 28L31 27V29H35L39 24L38 23ZM60 22V23H61ZM66 22V23H65ZM74 22H75V24H74ZM111 22V23H110ZM117 22H118V24L119 25H117ZM123 24H122V23ZM244 22V23H243ZM8 23H10L9 24V26H8ZM25 23H27L26 25H25ZM40 23V25H42ZM79 23V24H78ZM102 23L104 24L103 26H104V28H102V30H101V27H103L102 26ZM254 23V24H253ZM17 24H19L18 26H20V29H18L17 28V30H15L16 29V25ZM22 24H24V26L22 25ZM69 24V25H68ZM113 24V25H112ZM116 26H115V25ZM250 24V23H249ZM259 27V28H256L257 26ZM37 25V26H36ZM53 25V26H52ZM76 25H77V27H76ZM123 25V26H122ZM232 25V26H231ZM11 26V27H10ZM13 26V27H12ZM15 26V27H14ZM29 26V27H28ZM76 27V29H75V27ZM90 26V27H89ZM121 28H120V27ZM215 27L216 26H218V23H217V25H214ZM213 26V28L215 29V27ZM241 26H243V29L242 28H240ZM247 26L250 28H248V30H247V32H246V29L245 28H247ZM23 27V28H22ZM26 27V28H25ZM39 27V26H38ZM74 27V28H73ZM111 27H113L112 29H111ZM117 27V29H115ZM8 28V29H7ZM9 28H11V29H9ZM14 28V29H13ZM22 28V29H21ZM45 28V29H44ZM65 28V29H64ZM78 28V29H77ZM101 30V31H96V30ZM120 28V29H119ZM218 28V27H217ZM6 29L7 30H9V31H6ZM70 29H71V31H70ZM73 29V30H72ZM94 29V31L92 32V30ZM119 29V30H118ZM209 29V30H208ZM241 29V30H240ZM12 30H13V32H12ZM21 30V31H20ZM105 30V31H104ZM117 30H118V32H117ZM224 30H226V31H223ZM235 30V31H234ZM237 30V31H236ZM242 30H244V31H242ZM249 30H250V32H249ZM24 31V32H23ZM73 31V32H72ZM76 31V32H75ZM114 31H116V32H114ZM155 31V29L153 30V32ZM239 31V32H238ZM242 32V34H240L241 32ZM257 31H259L258 33H257ZM21 32V33H20ZM23 32V33H22ZM87 32V33H86ZM112 34H111V33ZM152 31L150 32V34L148 33H137L136 35V38L138 39V34H139V37H140V41L138 42V43H136V44H134L135 46H130L129 48V54L130 55H128L127 57L128 58H130V59H128V58H124V61H131V63L132 64H136V61L134 60V57L137 55V54H135L136 53V50H137V48H138V52L137 53H139V54H142L143 55V53H146L145 54V56H144V60L146 61V60H149V61H151L152 59H154V61H155V59H156V56L157 55H159V54H161V52H159V50H158V54H157V49L156 50H153V49H151L152 47H153V40H154V37H152V36H154V33H153ZM201 32V31H200ZM209 32V33H208ZM215 32V30L213 31V33ZM223 32V33H222ZM236 32V33H235ZM244 32H246L247 33V35H246V33H244ZM9 33V34H8ZM15 34V33H17V35L15 34V35H13V34ZM72 33H74V34H72ZM85 33H86V35H85ZM92 33V34H91ZM96 33H98V34H96ZM108 33V34H107ZM111 34V36H110V34ZM114 33H118V35H116V34H114ZM234 33V34H233ZM244 33V34H243ZM254 33V34H253ZM5 34V35H4ZM6 34H7V36H6ZM10 34H12V35H10ZM23 34H24V36H23ZM62 34V35H61ZM73 36H72V35ZM89 34V35H88ZM114 34V35H113ZM229 34V35H228ZM235 34H236V36L238 35V34H240V36L238 37H236L235 36ZM249 34H251L252 36V39H250L251 37H250V35ZM10 35V36H9ZM25 35H26V38H25ZM97 35H99V36H97ZM103 36V38H102V36ZM107 35V36H106ZM141 35H143V36H141ZM200 35V36H199ZM227 35V36H226ZM230 35H233V36H231L230 37ZM247 37H246V36ZM257 35V36H256ZM259 35V36H258ZM66 36V37H65ZM85 36V37H84ZM11 37H12V39H11ZM31 37V38H30ZM60 37V38H59ZM62 37V38H61ZM94 37V36H93ZM93 37H92V39H93ZM99 37V38H98ZM117 39H116V38ZM119 37V36H118ZM142 37V38H141ZM199 37V38H198ZM205 41V39L206 38H208L205 42H203V40L201 39V38ZM215 37V36H214ZM233 37H234V39H233ZM246 39H245V38ZM248 37H250V38H248ZM257 37L259 38V40L257 39ZM17 38V39H16ZM30 38V39H29ZM58 38V39H57ZM65 38V39H64ZM69 38H70V40H69ZM89 38V39H88ZM109 38V39H108ZM136 38H133V39H136ZM144 38H146V39H144ZM205 38V39H204ZM219 38V39H218ZM232 38V40H230ZM237 38V41L235 40ZM245 39L246 40V42H245V40L243 41V39ZM255 38V39H254ZM22 39H23V41H24V45H23V41H22ZM27 39H29V40H27ZM59 39H60V41H59ZM64 39V40H63ZM103 39V40H102ZM113 39H115V42H114V40ZM201 39V40H200ZM228 39V40H227ZM239 39V40H238ZM257 39V40H256ZM17 40V41H16ZM32 40H34V41H32ZM64 41V43H63V41ZM101 40V41H100ZM109 42H108V41ZM149 40H151V41H149ZM198 40V41H197ZM200 40V41H199ZM223 40V41H222ZM230 40V41H229ZM235 40V41H234ZM252 40V41H251ZM29 41L30 42H32V44L31 43H29ZM55 41H57V42H55ZM59 41V42H58ZM70 41V42H69ZM106 41V42H105ZM136 41V40H135ZM195 41L197 42V43H199V44H195ZM231 41L234 43V46H233V43L231 44ZM241 41V42H240ZM249 41H251L250 43H249ZM254 41V42H253ZM26 42H27V45H26ZM33 42H34V44H33ZM37 42H36V45H37ZM40 42H38V44L40 43ZM100 42H102L101 44H100ZM129 42V41H128ZM149 42V43H148ZM152 42V43H151ZM219 44H218V43ZM230 42V45H232V47H230V45L228 44ZM238 42V43H237ZM240 42V43H239ZM243 42V43H242ZM253 42V44H251ZM255 42H256V45H255ZM29 43V44H28ZM55 43H56V48L55 49H52L53 48V46L55 45ZM58 43L61 45H58ZM99 43V44H98ZM108 43H110V44H107ZM203 43H205V44H203ZM208 43V44H207ZM215 44V45H213V44ZM221 43V44H220ZM224 43V44H223ZM237 43V44H236ZM22 44V45H21ZM143 44V45H142ZM194 44V45H193ZM228 44V45H227ZM240 44V45H239ZM30 45V46H29ZM31 45H33V46H31ZM113 45H114V47H113ZM126 45H128V43H126ZM152 45V46H151ZM199 45V46H198ZM202 45V46H201ZM211 45V46H210ZM212 45H213V47L215 48V46H216V49L218 48L219 49V51L220 50H222V52H216L215 51V53L217 54V55H219V56H216L215 55V57H217V58H215V60L218 62H216V64H215V61L212 63V61H211V63H210V60L208 61L207 60V56L209 55V54H211L210 52H211V47H212ZM237 45L240 47H242V48H239V47H237ZM243 45V46H242ZM246 45V46H245ZM21 46H28L27 48H28V54L27 55H23L24 54V51H23V48H26V47H21ZM60 46V47H59ZM194 46H195V48L197 47V49H194ZM206 46H208L207 48H205ZM224 48H223V47ZM227 46H228V49H227ZM20 47L22 48V50L20 49ZM34 48V51H33V48ZM134 47V48H133ZM212 47V48H213ZM249 47V49L250 50H252L251 48H253V50H254V47H251L250 48ZM31 48V50H29ZM199 48V49H198ZM222 48V49H221ZM241 50H239V49ZM59 49V50H58ZM80 51H79V50ZM89 49V48H88ZM87 49V50H88ZM94 49H91V51H90V49L88 50V52L89 53H91L92 51H94ZM140 49H141V51H140ZM151 49V50H150ZM191 49V50H192ZM206 49V50H205ZM210 49V50H209ZM217 49V50H218ZM225 49H227L226 51H225ZM21 50V52L19 53V51ZM58 50V51H57ZM142 50H144V51H142ZM194 50L196 51V52H194ZM205 50V51H204ZM214 50V49H213ZM212 50V51H213ZM229 50V51H228ZM242 50H243V52L245 53V55H244V53H243V57L240 55V54H242V53H240V52H242ZM12 51V52H11ZM31 51V52H30ZM54 51H56L54 54H53V52ZM156 51V52H155ZM160 51H161V48H160ZM234 51V52H233ZM240 51V52H239ZM87 52V53H88ZM133 52V53H132ZM148 52V53H147ZM151 52V53H150ZM206 52V53H205ZM223 52H224V54H223ZM9 53V54H8ZM31 53H32V55H31ZM35 53V54H34ZM50 53H51V56H50ZM152 53H153V56L151 57V56H148V55H152ZM154 53H156V54H154ZM191 53V54H190ZM207 54L206 55V57L204 56V54ZM220 53V54H219ZM222 53V54H221ZM225 53H230V54H228L229 55V57H228V59L227 60H225L226 58H225ZM232 53V54H231ZM8 54V55H7ZM19 54V55H18ZM58 56H56V55ZM133 54V55H132ZM135 54V55H134ZM148 54V55H147ZM30 55H31V57H30ZM45 57H44V56ZM53 55V56H52ZM154 55H156L155 57H154ZM186 56L187 58H183L182 60H181V62H182V66L181 67H183V63L185 62V60H187V59H189L188 61L190 62H188V61H186L184 64H185V73L187 74L186 76H185V78H183V79H187V78H189L188 76H189V73H190V69H191V74H190V76H193L194 75V73L196 72V67L195 66H190L189 67V64L190 65H192L191 63V61H196L197 59H195L196 57L195 56ZM220 55H222V56H220ZM39 56V57H38ZM140 56V55H139ZM146 56H148V57H150V58H148L147 59V57ZM166 56H167V54L165 55V58H164V61H166L165 62V64L168 66V65H170L171 66V64L173 65L174 63H173V61L174 60H172L171 58V60H172V63H171V60L169 61V60H167V58H166ZM21 57H23V58H21ZM54 57V58H53ZM72 57H74V61H73V58ZM158 57V56H157ZM189 57V58H188ZM195 57V58H194ZM203 57H205V58H203ZM209 57V56H208ZM219 57V58H218ZM222 58V60H221V58ZM239 57V58H238ZM27 58H29L28 60H27ZM93 57H90V60L92 59ZM105 58V59H104ZM194 59V60H192V59ZM243 58H248V59H250V60H245L244 59V61L246 62H248L249 63V61L250 62H252L251 64H249V65H247V62L245 63L244 62V64L243 65H241V63L240 62H243ZM13 59V60H12ZM17 59V60H16ZM102 59H104V60H102ZM114 59V60H113ZM166 59V60H165ZM191 59V60H190ZM5 60V61H4ZM8 60V61H7ZM19 60V61H18ZM21 60H23V61H21ZM111 60V61H110ZM206 60H207V62H206ZM219 60H221L222 62H224V63H222L221 61V63L219 62ZM231 60V61H230ZM256 60V59H255ZM15 62V63H9V62ZM31 61V62H30ZM115 61V62H114ZM123 61V62H124ZM127 61V62H128ZM134 61H135V63H134ZM167 61H168V64H167ZM239 61V62H238ZM254 61V62H253ZM23 62V63H22ZM101 62V63H100ZM112 62V63H111ZM187 62H188V64H187ZM197 62V61H196ZM235 62V63H234ZM5 63V64H4ZM8 63V64H7ZM18 65H17V64ZM26 63V65H24ZM124 63H126V62H124ZM130 63V62H129ZM130 63V65L131 66H134V65H132ZM171 63V64H170ZM201 63V64H200ZM211 65H210V64ZM219 63H220V65H219ZM227 63V65H225ZM234 63V64H233ZM238 63H240V64H238ZM14 64V65H13ZM16 64V65H15ZM23 66V67H21V65ZM63 64H65L64 66H63ZM68 64V65H67ZM92 64V65H91ZM206 64H208V65H210L211 67H212V69H211V67L210 66H207ZM213 64H215V65H213ZM232 64V65H231ZM245 64H246V67H245ZM218 65H219V67H218ZM222 65V66H221ZM244 66V69H241V68H243V67H241V66ZM8 66V67H7ZM17 66H20V67H18L17 68ZM26 66V67H25ZM104 66V67H103ZM174 66V65H173ZM204 66V67H203ZM236 66H238V69H239V71L237 72L235 69H237V67ZM14 67V70H12V68ZM25 67V68H24ZM187 67H189V68H187ZM209 68V69H211V70H208L207 68ZM225 67H227V68H225ZM241 67V68H240ZM15 68H17V70L15 69ZM31 68V69H30ZM90 70H89V69ZM97 70H96V69ZM118 70H117V69ZM168 68H169V70L171 71V69H172V67H169L168 66ZM194 70H193V69ZM225 70H224V69ZM235 68V69H234ZM6 69V70H5ZM99 69V70H98ZM111 69V70H110ZM114 71H113V70ZM116 69V70H115ZM187 69L189 70V71H187ZM206 69V70H205ZM226 69H229V70H226ZM231 69H233L232 71H231ZM241 69V70H240ZM93 70V71H92ZM108 70V71H107ZM193 70V71H192ZM209 72H208V71ZM13 71V72H12ZM117 71V72H116ZM187 71V72H186ZM204 71V72H203ZM206 71L208 72L207 74H206ZM228 71V72H227ZM63 72V73H62ZM91 72V73H90ZM106 72V73H105ZM109 72H111L112 74H110ZM201 72H203L202 74H201ZM227 72V73H226ZM231 72V73H230ZM236 72H237V74H236ZM26 73V74H25ZM103 73V74H102ZM127 74H128V72H126ZM125 73V74H126ZM184 73V74H185ZM230 73V74H229ZM234 73V74H233ZM239 73H241V74H239ZM247 73V72H246ZM7 74V75H6ZM105 74H107V75H105ZM127 74L126 75H123V77L124 76H127ZM204 74V75H203ZM172 75V74H171ZM170 75V79H169V81L172 79V81L170 82V87H169V90H170V94H171V96H172V103H171V109H173V110H175V109H180V111H181V113L185 110H187L188 111V104H189V99L191 98V95H193L192 93V91L194 90V86H191V87H188V86H184L183 84L181 85V81L183 80V79H180V80H178L177 78H171L172 76ZM202 75V76H201ZM231 75L232 76H234V78L236 79L237 77V81L232 77V78H230L231 77ZM243 75H244V77H243ZM207 76V77H206ZM229 76V77H228ZM236 76V77H235ZM50 77V78H49ZM105 77V78H104ZM104 78V79H103ZM225 80L224 82L222 81V82H220L219 80ZM228 81H227V80ZM231 79V80H230ZM232 79H234V80H232ZM240 79V80H241ZM217 80V81H216ZM103 81H101V84L103 83ZM4 82V83H3ZM8 82V83H7ZM231 82H228V85H227V87L229 88V85H232L231 84ZM264 82V81H263ZM23 83V84H22ZM32 83V84H31ZM40 83V84H39ZM42 83V84H41ZM46 83V84H45ZM91 83V84H90ZM127 83V80H126V77H124L123 78V82H121V84H119V87H122L123 86V84H126ZM211 83H212V85H215L216 83H217V85H220V87L219 86H217V87H213L212 85H211ZM214 83V84H213ZM220 83H223L222 84V87H221V84ZM60 84H61V88H64V89H62L60 92V94H59V92L57 93L56 91L54 92V94L51 96L50 94H48V93H50V91L53 89V88H60ZM225 84V85H224ZM21 85V86H20ZM95 85H97L96 86V88H95ZM262 85V88H264V83H262L261 84ZM45 88H44V87ZM89 86V87H88ZM209 86V85H208ZM16 87V88H15ZM53 87V88H52ZM82 87V88H81ZM101 87V88H100ZM218 87H219V90H217L218 89ZM231 87V86H230ZM34 88V89H33ZM43 88H44V90H43ZM51 88V89H50ZM90 88V89H89ZM95 90H94V89ZM103 88V89H102ZM210 88H212L211 89V92L209 91L210 90ZM216 89V91H220L219 93L218 92H216L215 90H213V89ZM40 89V90H39ZM88 89V93H89V97H90V95H91V99H90V101H92V105H94L93 103H95L96 105L95 106H93L92 108H93V110H94V114H93V111L92 110H90V113H91V115H90V113H89V116H87L86 118H84V120H81V119H77V118H79V115H80V113L79 112H81L80 110L82 109V110H84L85 109V106L84 105H82L81 106V104H80V102L83 104V100H82V97H81V92H83V91H86ZM118 89V88H117ZM120 89V88H119ZM11 90H12V92H11ZM14 90V91H13ZM95 92H94V91ZM103 90V91H102ZM33 91V92H32ZM35 91V92H34ZM48 93H47V92ZM93 91V92H92ZM101 91V92H100ZM10 92L11 93H13V95H11L10 94ZM213 92H214V94H213ZM40 93V94H39ZM124 93V92H123ZM122 93V97L124 98V100H125V96H126V94H123ZM218 93V94H217ZM3 94V95H2ZM8 94V95H7ZM10 94V95H9ZM35 94V95H34ZM45 94H48V95H50V96H45ZM56 94V96H58V98L56 97V96H54ZM59 94V95H58ZM95 94V95H94ZM97 94V95H96ZM209 94V95H208ZM19 95V96H18ZM61 95H63V96H61ZM125 95V96H124ZM210 95L212 96V97H210ZM44 96V97H43ZM79 96V97H78ZM93 96V97H92ZM179 96V97H178ZM9 97V98H10ZM45 97H48V99L47 98H45ZM51 97H53V99L51 98ZM65 97V98H64ZM96 97V98H95ZM178 97V98H177ZM214 97V98H213ZM21 98V99H22ZM57 98V99H56ZM80 98V99H79ZM93 98V99H92ZM206 98H207V100H206ZM212 98V99H211ZM257 98V97H256ZM264 98V97H263ZM263 98H257L256 100H250L249 102L251 103H249L248 105H247V107H248V110H247V116L246 117H248V115H249V117L251 116L252 118L251 119H249V117L248 118H244V121H243V124H245V127H244V125H243V127H244V130L246 129V130H248V131H244L243 129H242V135H240V137H239V139H240V141H235V140H233L234 141V143H231L230 144V146H228V148H229V150H232L231 152L233 153L232 154V157H234V158H237L238 156L239 157H241V159L240 160H244L245 159V155L247 156L248 154V156L250 157L253 153H254V148H259V147H262V145H264V141H262V140H260V141H258V135H259V133L261 134V133H263L264 131V101H262L261 99H263ZM42 99H47V101L45 100H42ZM49 99H51V100H55V101H50ZM67 99H68V101H67ZM95 99V100H94ZM100 99V98H99ZM209 99V100H208ZM2 100V101H1ZM48 100H49V102H48ZM64 100V101H63ZM80 101V102H77V101ZM82 100V101H81ZM258 100V101H257ZM264 100V99H263ZM26 101H27V103H26ZM67 101V102H66ZM96 101H97V103H96ZM253 101H255L254 103H253ZM257 101V102H256ZM263 102L262 103V105H260L261 103H259V102ZM25 102V103H24ZM40 102L42 103V104H40ZM44 102V103H43ZM46 102V103H45ZM216 102V101H215ZM67 103V104H66ZM79 103V104H78ZM203 103V104H202ZM218 103V102H217ZM212 103V104H215L216 105V107L218 106V109L217 108H215L214 107V105H212L213 107H211V109L213 110L212 112L213 113H211V117H210V120L212 121V122H215V120H217V121H219V118H218V116L220 115H218L217 116V114L218 113H220L219 111H220V104L218 103ZM256 103H258V105L256 104ZM26 104V105H25ZM45 104H47V105H45ZM50 104V105H49ZM98 104V105H97ZM254 104V105H253ZM77 105V106H76ZM91 105V106H92ZM200 105H204V106H200ZM249 105H250V108H249ZM252 105V106H251ZM255 105H257V106H255ZM48 106V107H47ZM60 106H62V104L60 105ZM79 106V107H78ZM97 106V107H96ZM18 107H20V106H17V108ZM56 109H55V108ZM65 107V108H64ZM77 107V108H76ZM80 107H83V108H81L80 109ZM252 107H254V110H253V108ZM256 107V108H255ZM39 108H41V107H39ZM46 108V109H45ZM60 108V107H59ZM79 108V109H78ZM91 108V109H92ZM214 108V109H213ZM257 108H260L259 109V111H260V114L257 112L258 111V109ZM261 109H263V111L261 110ZM217 110H219L218 111V113H217ZM69 111V112H68ZM77 111H79V112H77ZM92 111V112H91ZM186 111V115H187V112ZM252 111V112H251ZM255 111H256V113H255ZM60 112V113H59ZM78 113H79V115H78ZM249 113H251V114H249ZM253 113L257 116V118L255 117V115L253 116ZM260 115H258V114ZM159 114V113H158ZM182 114H184V112L182 113ZM194 114V112L191 114V115H193ZM214 114H216V115H214ZM263 114V115H262ZM95 115V116H94ZM160 115V114H159ZM94 116V117H93ZM259 116V117H258ZM91 117H93V118H91ZM100 117V116H99ZM99 117H98V119H99ZM213 117H214V119H213ZM217 119H216V118ZM72 118V119H71ZM95 118V119H96ZM212 118V119H211ZM88 119V120H87ZM245 119H246V122H245ZM249 119V120H248ZM80 120V121H79ZM248 120V121H247ZM253 120V121H252ZM89 121V122H88ZM216 121V122H217ZM74 122V123H73ZM91 122V123H90ZM95 124H99L100 123V120H95ZM245 122V123H244ZM252 123V125H250ZM79 124V125H80ZM224 125V126H223ZM223 125H221L220 126V128L222 129V131H220L221 129L219 128L218 129V133L219 134H221L220 136H219V138L216 140L217 142H218V146H217V148L216 149H220L219 148V145L220 144H222V145H225V142H226V136H225V134H224V128H226V126H225V124H223ZM250 125V126H249ZM223 126V127H222ZM251 127H252V129H251ZM263 127V128H262ZM87 128V129H88ZM179 130H180V123H178L177 125H176V127L174 128V130H173V132H172V135H171V137H169L170 139H169V141H168V143H169V145L167 146V148L165 147V150H164V152H163V156H162V158H158V157H156L155 159H156V163L158 162L159 163V165H158V163H157V169L158 170H160L159 172L157 171V175H159L161 172V175H159V176H161L163 179H162V185L163 186H165V184H167V173L166 172H168V169H169V166H170V163L172 164V161L170 162L169 160H168V155H170L171 156V154H172V151H173V153L176 151V147L174 148V146H176L173 142H175L176 144H177V138L179 139ZM252 130H254L253 132H252ZM87 131V130H86ZM244 132H247V134H245ZM87 133V132H86ZM244 133V134H243ZM250 133V134H249ZM254 134V136L252 135V134ZM258 133V134H257ZM43 134H44V136H43ZM42 134V139H44L43 141H47V143H45V145H48V144H50V145H48L47 146V151H46V154H44V157H43V160L45 161H40V163H41V165H40V163H38V169H37V171H38V174L40 175L39 177H40V179H41V176H42V181H41V185L42 186H44V187H42L45 191L46 190H48L49 189V186H47V185H49L50 183H51V178L52 177H50L49 178V176H50V174H49V169H50V164H49V166H48V163L46 162V160H48V156L49 157H54V154L53 153H55V156H57V154L58 153H62L63 152V150H64V147H63V149L61 148L62 146H64V144H63V142H61V141H59L58 139L56 140V139H51V138H46L47 137V134H46V131H45V133H43ZM85 134V133H84ZM247 135V136H246ZM249 135V136H248ZM253 136V138L251 137V136ZM255 135H257L256 137H255ZM72 136L73 135H71V134H68L66 137H68L67 139H66V142L67 143H71L70 141L72 140V142L74 141V139H75V137L73 136V138H72ZM86 136V135H85ZM225 136V137H224ZM237 135H235V137H236ZM243 136V137H242ZM204 137L205 138H207V136H206V134H204ZM244 137H249V140L248 139H246V138H244ZM254 137H255V140H254ZM237 138V137H236ZM243 140H242V139ZM86 139V142H84V143H86L85 145H86V147H85V149H82L81 147L79 148V150H77V149H75V148H73V143L76 141H74L73 143H71V146H72V150H70L72 153H70L71 155H70V157H71V160H73L72 158H75V156H76V160L77 161H79V162H77V164L79 163V164H81V162H82V165H84L83 167L81 166V168L79 167H76V171H78L79 169L81 170V172H79L78 171V175H76L77 177H75L74 178V176H73V173H74V171H73V169H72V164L67 168V171H66V175H65V177H64V179L66 180H64V184L63 185H61L60 187H63L64 188V192L63 191H61V189L62 188H60V191L64 194V195H69V197L68 198H70L71 200H69V201H72L71 202V205H73L75 202H73V201H75L74 200V198L72 197L73 195H74V193L76 192V188H79V189H81L82 188V186L84 185L83 183L85 182V180L88 178L87 176V174L90 172V169L89 168H91V164L93 163L92 162V159H90L91 157H94V156H92V154H94L95 155V151H93V149H94V147H95V145L94 144H92V143H89L88 141H89V139L87 140V138H84V140ZM222 139V140H221ZM238 139V138H237ZM170 140H172V141H170ZM220 140V141H219ZM248 142V143H246V141ZM253 140V141H252ZM264 140V139H263ZM57 141V142H56ZM59 141V142H58ZM223 141V142H222ZM232 141V142H233ZM262 141V142H261ZM87 142H88V144H87ZM172 142V143H171ZM238 142V143H237ZM239 142H240V147H239ZM243 142V143H242ZM258 142H260L259 144H258ZM52 143V144H51ZM236 143L238 144L237 146L239 147H237L238 148V150H237V148L236 147H234V146H236ZM246 143V144H245ZM60 144V145H59ZM108 144V145H107ZM106 145L109 147L110 146V143L108 142ZM174 145L173 147L171 146V145ZM235 144V145H234ZM241 144H242V147H243V149H242V147H241ZM257 144V145H256ZM51 145L53 146V147H51ZM57 145V146H56ZM233 145V146H232ZM248 145V146H247ZM253 145H256L255 147H252ZM50 146V147H49ZM89 146V147H88ZM170 146H171V148H170ZM234 147V148H232V147ZM247 146V147H246ZM258 146V147H257ZM49 147V148H48ZM88 147V148H87ZM107 147V148H108ZM244 147H245V149H244ZM248 147H249V149H248ZM250 147H252L253 149H250ZM54 148V149H53ZM90 148H93V149H90ZM168 148H170V149H172V150H170L169 152H166L167 150H168ZM181 148H183V147H181ZM230 148H232V149H230ZM236 148V149H235ZM74 149V150H73ZM234 149V150H233ZM257 149H255V151H257ZM59 150V151H58ZM61 150V151H60ZM90 150V151H89ZM217 150V151H218ZM237 150V151H236ZM251 150V151H250ZM75 151V152H74ZM240 151H243V152H241V153H238V152H240ZM245 151V152H244ZM250 151V152H249ZM50 152H52V154L50 153ZM77 152V153H76ZM90 152V153H89ZM94 152V153H93ZM249 152V153H248ZM48 153V154H47ZM76 153V154H75ZM89 153V156L87 155ZM182 153H183V150H182ZM252 153V154H251ZM168 156H166V155ZM236 155V157H235V155ZM237 154H238V156H237ZM241 156H240V155ZM243 154H245V155H243ZM251 154V155H250ZM51 155V156H50ZM59 155V154H58ZM75 155V156H74ZM106 155H108V152L106 153ZM87 156V157H86ZM166 156V157H165ZM246 157L247 159L246 160H249V157ZM46 157V158H45ZM81 157V158H80ZM238 157V158H239ZM243 157V158H242ZM252 157V156H251ZM165 158L167 159L166 161H165ZM86 159V160H85ZM158 159H160V162H159V160ZM162 159H164V160H162ZM174 159V158H173ZM88 161V162H87ZM91 161V162H90ZM175 161V160H174ZM196 161V160H195ZM195 161L194 162H192V164H194V165H192V167L193 168H195L196 170L198 169L199 171L200 170H202L203 168H202V162L200 161V160H198V163L196 164L195 163ZM43 162V163H42ZM90 162V163H89ZM162 162V163H161ZM170 162V163H169ZM200 162H201V164H200ZM86 163V164H85ZM164 163V164H163ZM165 163H167L166 165H165ZM237 163V162H236ZM47 164V165H46ZM160 164L162 165V166H160ZM89 165V166H88ZM164 165H165V168H164ZM168 165V166H167ZM196 165H197V167H196ZM48 166V167H47ZM195 166V167H194ZM199 166H201V168L199 167ZM40 167V168H39ZM41 167H42V170H41ZM166 167H168V169L166 170ZM44 168V169H43ZM45 168L47 169L46 171H45ZM70 168V169H69ZM74 168V167H73ZM85 168V169H84ZM163 168H164V170H165V172H164V170H163ZM161 169H162V171H161ZM70 170V171H69ZM96 170H98V172H96V173H93L94 175H95V177H96V183H95V187H98V188H96V191H97V189H98V193H96V191H95V193H96V196L97 197H95L96 199L98 198V195H99V190H100V188L104 185L105 186V184H107V182H108V178H109V176H108V174H106L105 173V171H104V167L102 168V172L103 173H105V174H103L100 170L101 169H99V168H97ZM197 170V171H198ZM41 171V172H40ZM83 171V172H82ZM73 172V173H72ZM164 172V173H163ZM41 173V174H40ZM43 173H44V175H43ZM87 173V174H86ZM100 173H101V175H100ZM159 173V174H158ZM166 173V174H165ZM76 174H77V172H76ZM81 174V175H80ZM83 174V175H82ZM98 174V175H97ZM103 174V175H102ZM48 175V176H47ZM92 175V174H91ZM100 175V179H98V176ZM165 175V176H164ZM18 176V177H17ZM43 176H45V177H43ZM86 178H85V177ZM90 176V175H89ZM102 176L104 177V178H102ZM48 177V179H46ZM79 177V178H78ZM84 179H83V178ZM107 177V181H106V178ZM16 178H18L17 179V181L19 182L20 181V178H19V175H16L15 176V179ZM44 178V179H43ZM81 178V179H80ZM46 179V180H45ZM79 181H78V180ZM90 179V178H89ZM44 180V181H43ZM70 180V181H69ZM75 180H77V181H75ZM103 180V181H102ZM104 180H105V182H104ZM16 181V180H15ZM16 181V182H17ZM72 181V182H71ZM74 181H75V183H74ZM98 181V182H97ZM101 181V182H100ZM119 182L120 181V179L119 180H116V182ZM48 182V183H47ZM77 182V183H76ZM81 182V184L79 185V183ZM99 182H100V184H99ZM103 182V183H102ZM116 182L114 181V190H116L117 189V187L119 186V184L117 185L116 184ZM43 183V184H42ZM98 183V184H97ZM120 183V182H119ZM18 186L16 187V189L18 190V189H20V187H19V183H16ZM67 184V185H66ZM70 184H71V188H70ZM101 184H103L102 186H101ZM75 186V187H72V186ZM101 187H100V186ZM47 186V187H46ZM66 186V187H65ZM69 186V187H68ZM81 186V187H80ZM116 186V187H115ZM108 187H109V185L107 186L106 185V191H105V193H107V194H105L104 193V195H105V197H106V195H108L109 194V189H108ZM129 186H127V188H128ZM179 187V189H178V191H177V188L176 189H172V190H170V192L171 193H169V195H168V198L170 199V201H171V197L174 199V201L175 202H173V204L169 201V199H167V201H166V203L164 204L163 202H161L160 203V206H159V208H158V212L156 211L155 213H154V219L156 220V222H158V223H165L166 225L170 222V220L172 221V222H174V220H175V218H176V224H177V228H174V236H175V238L176 239H178L179 237H177V236H180L179 235V232H184V231H181V230H183V228L184 229H188L189 230V228H186V227H188V225L190 224H192V221H195L194 220V218H195V216L196 215H198V212H199V210L200 209H202V208H204L205 209V207H206V204L203 202V206L201 205V202H196L197 204H194L195 203V201H193V200H190L191 202H193V204L190 202V205H189V203H188V206H187V209L189 210V208H191L189 211L186 209V211H185V209H183V210H181V208H183L182 207V193L180 192V190H181V188H180V186H178ZM70 188V189H69ZM116 188V189H115ZM43 189H41V190H43ZM78 189V190H79ZM84 189H85V186L81 189V193L82 192H84ZM40 190V191H41ZM63 190V189H62ZM67 190H68V192L69 193H67ZM69 190H72V191H69ZM173 190L175 191V193L173 192ZM20 190H18L17 191V193H20L19 192ZM60 192V193H61ZM71 192L73 193V195L71 194ZM176 193H177V195H176ZM178 193H180V194H178ZM170 194H172V195H170ZM111 194H109L108 196H110ZM175 195H176V197H175ZM180 195V196H179ZM178 197H179V199H178ZM181 198V199H180ZM173 199H172V201H173ZM177 199V200H176ZM181 200V201H180ZM177 201L179 202V203H181V204H179V203H177ZM174 203H175V205H174ZM162 204V205H161ZM170 204H172V205H170ZM177 204H179L178 206H177ZM198 204H200L199 206V208H198ZM165 205V206H164ZM168 205V206H167ZM170 205V206H169ZM192 205V206H191ZM195 205V206H194ZM163 206V207H162ZM173 207L174 209H172V211H171V208L170 207ZM175 206V207H174ZM179 207H180V209H179ZM189 207V208H188ZM192 207H193V210H192ZM194 207H197V209H196V211L194 212ZM165 208V209H164ZM169 209V210H168ZM176 210H178V211H176ZM192 210V211H191ZM180 211V213H178ZM190 211H191V213H190ZM201 211V210H200ZM202 211H203V209H202ZM161 212V213H160ZM163 212H164V214H163ZM175 212V213H174ZM183 212V213H182ZM189 212V213H188ZM157 213V214H156ZM160 213V214H159ZM188 215H187V214ZM193 213H194V215H193ZM195 213H197L196 215H195ZM109 214H110V212H109ZM109 214L107 213V215H108V217H106V216H103L102 218V220L100 219V226L102 227V228H100V229H102V231H103V233H105V235H104V244H103V248L105 249V251L106 250H108L110 247L108 246L109 244H110V241H109V243H108V235H109V233H111V230H112V227H113V225H112V213H111V215L109 216ZM168 214V215H167ZM185 214V215H184ZM161 215H162V217H161ZM181 215V216H180ZM185 217H184V216ZM189 215H190V217H189ZM24 216V215H23ZM22 216V217H23ZM29 215H25L22 219H24V220H22L21 219V221H20V224L19 225H24V226H20V230L22 231V233H21V231H20V234H21V237H22V239H23V241H26L25 242V244L27 245V243H28V245L27 246H31L30 248V250H32V248H33V250L31 251V253H29L28 252V250H29V247H25L26 248V256L28 257H25L24 259H23V261L25 260H27V262H26V264H40L39 262H37V261H39V260H36V259H38V253L44 248V245H43V243L41 244V237L39 236V235H37V233H36V238L35 237H31L32 236V233H31V230H32V228H31V226H30V223H32V220L30 219V217H28ZM47 216L48 215H42L41 217H42V220H40V221H37V223L39 222V223H41V224H43V225H41L40 226V224L38 223V226L39 227H41V229H43L42 230V232L43 233H46V232H48V231H50V229H51V226H50V224L51 223H49L48 221H50L51 222V220H50V217L48 216V219H47ZM176 216V217H175ZM186 216H188V217H186ZM26 217V218H25ZM173 217V218H172ZM178 217H183V218H179L178 219ZM193 217V218H192ZM28 218L30 219V221L31 222H28L29 220H28ZM43 218H44V220H43ZM105 218V219H104ZM170 220H169V219ZM186 218V220H185V222H184V220L183 219H185ZM188 218H190V219H188ZM25 219H27V221H25ZM110 219V220H109ZM173 219V220H172ZM179 222H178V221ZM183 220V222H181ZM188 220V221H187ZM192 220V221H191ZM24 221V222H23ZM85 221V222H84ZM83 222V226H85V227H81V225H80V230H79V228H77V227H73V228H70L69 229V231H70V233H69V231H68V233L66 234V237H68V238H66V239H72V241H71V243H70V240H67L66 242H67V244H66V242H63V244H65V247H66V251H67V253H66V256L68 257V264H71V263H74V261H76L77 259H81V257L83 256H85V252L87 251L86 249H87V238H85L86 237V235L84 234V231H85V233H88V231L94 226V223L95 222H88V224H87V220L85 219ZM101 221H103L102 223H105V224H102L101 223ZM111 221V222H110ZM27 223V225H26V223ZM108 222V223H107ZM188 224H187V223ZM110 223V224H109ZM120 223H121V225H120ZM123 223H124V226L126 227H124V226H122L123 225ZM125 223H126V225H125ZM128 223V224H127ZM33 224V223H32ZM31 224V225H32ZM48 224H49V226H48ZM87 226H86V225ZM91 224L93 225V226H91ZM102 224V225H101ZM108 224V225H107ZM132 223H129V222H127L126 220H124V222H119V224H117V225H120V227L119 226H117V227H119V228H121V227H123V229L125 228V230L124 231H126L127 230V228H132V226H130ZM186 226H185V225ZM107 225V226H106ZM127 225H129L130 227H128ZM182 226V228L180 229V227ZM184 225V226H183ZM189 225V226H190ZM33 226V225H32ZM43 226V227H42ZM88 226H90V227H88ZM106 226V227H105ZM25 227V228H24ZM46 227V228H45ZM104 227V228H103ZM116 227V228H117ZM30 228V229H29ZM48 228H50V229H48ZM82 228H83V230H82ZM85 228V229H84ZM23 229V230H22ZM25 229V230H24ZM33 229H35V228H33ZM38 229V228H37ZM75 229V230H74ZM104 229V230H103ZM30 230V231H29ZM25 231V232H24ZM29 233H28V232ZM73 231V232H72ZM79 231V232H78ZM83 231V232H82ZM87 231V232H86ZM27 232V233H26ZM26 233V234H25ZM74 233H75V235H74ZM80 233V234H79ZM185 233H186V231H185ZM185 233H183V234H185ZM25 236H24V235ZM28 234V235H27ZM29 234H31V236L29 235ZM69 234V235H68ZM82 235V236H81ZM85 235V236H84ZM134 235H135V233H134ZM39 236V237H38ZM25 237V238H24ZM28 237V239L26 240V238ZM74 239H73V238ZM77 237H79V240H78V238ZM85 239H84V238ZM29 238H32L33 240H29ZM40 240H39V239ZM75 238L78 240H75ZM36 239V243H38V244H36L35 243V240ZM82 239H84L85 241H83ZM74 240H75V242H74ZM107 240V241H106ZM30 241V242H29ZM69 241V242H68ZM81 241V242H80ZM135 241L134 240V238H132V240H131V242H130V244H126L127 246V250H126V252L127 253H125V254H129V255H131L130 253H132V249L131 248H133V246L131 247V245H133V244H131V243H133V242ZM32 242V243H31ZM34 242V243H33ZM58 242V244H55L56 246H55V263L56 264H62V261H63V263L64 264H66V260H65V258H66V256H64V255H62V253L63 252H61L60 251V249H62V245H60V242L59 241H57ZM78 242V243H77ZM79 242H80V244H79ZM98 242H99V240H98ZM75 243V244H74ZM77 243V244H76ZM81 243H82V245H81ZM84 243V244H83ZM32 244V245H31ZM73 244V245H72ZM25 245V246H26ZM57 245H58V248H57ZM66 245H68V247L66 246ZM78 245H79V247H78ZM35 246H38V247H36V249H35ZM61 248H60V247ZM70 246H71V248H70ZM83 246V247H82ZM129 246L131 247V248H129ZM39 247H41L40 248V250L38 249ZM43 247V248H42ZM74 247V248H73ZM76 247H78V251L80 252V253H78V251H77V249H76ZM82 247V249H80ZM85 247V248H84ZM27 248H28V250H27ZM69 248H70V250H71V252H70V250H69ZM73 248V249H72ZM58 249V250H57ZM130 249V250H129ZM37 250V251H36ZM167 250H169L168 252H167ZM60 251V252H59ZM69 251V252H68ZM84 252V253H82V252ZM171 251V252H170ZM34 254H33V253ZM36 252V253H35ZM57 252H58V254H57ZM129 252V253H128ZM60 253H61V255H60ZM168 253H169V255H168ZM171 253L173 254V251L171 250V249H166L165 250V255H167L168 256V258H166L167 256H163L164 257V259H162V261H164V263L165 264H182V262L183 261H188V259H186V258H184V257H186L187 255H186V253L184 252V251H182V252H180L179 253V259H177L176 260V258L175 257H173L172 255H171ZM27 254H29V255H27ZM30 254H31V256H30ZM64 254V253H63ZM74 254V255H73ZM84 254V255H83ZM33 255V256H32ZM58 255H60V256H58ZM71 255H72V257H71ZM76 255H77V258H76V260H75V258H73L74 256L76 257ZM78 255H81V256H78ZM64 256V257H63ZM34 257V258H33ZM37 257V258H36ZM57 257V258H56ZM63 257V258H62ZM62 258V259H61ZM170 258H172V259H170ZM184 260H183V259ZM188 258V257H187ZM34 259V260H33ZM58 259V260H57ZM71 259H73L74 261H72V262H70L71 261ZM165 259H166V261H167V259H168V261L170 260V262L169 263H167L166 261H165ZM186 259V260H185ZM61 260V261H60ZM65 260V261H64ZM82 260H83V258H82ZM174 260V261H173ZM24 261V262H25ZM172 261V262H171ZM182 261V262H181Z\"/></svg>", "mask_w": 264, "mask_h": 264}]
</instances>
